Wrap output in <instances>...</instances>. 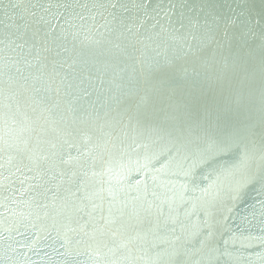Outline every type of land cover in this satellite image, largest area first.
<instances>
[{
  "label": "water",
  "instance_id": "95a60500",
  "mask_svg": "<svg viewBox=\"0 0 264 264\" xmlns=\"http://www.w3.org/2000/svg\"><path fill=\"white\" fill-rule=\"evenodd\" d=\"M56 73L75 109L57 131L28 133L0 94V264H129L80 229L148 203L170 218L155 251L180 237L198 264H264V0H0V90ZM189 110L254 140L250 168L182 134Z\"/></svg>",
  "mask_w": 264,
  "mask_h": 264
},
{
  "label": "snow or ice",
  "instance_id": "6c2138e0",
  "mask_svg": "<svg viewBox=\"0 0 264 264\" xmlns=\"http://www.w3.org/2000/svg\"><path fill=\"white\" fill-rule=\"evenodd\" d=\"M105 7V5H100ZM112 8L116 7V4H111ZM190 48L193 45L189 46ZM195 55V53H193ZM168 68H172V64L166 65ZM195 70V69H194ZM20 71V69H17ZM55 75L49 74L48 80H43L39 85L32 83L29 85H20L19 88H13L9 86L7 89L0 90V94L4 95L11 104L15 106V112L13 118L16 115H21L22 119L20 123L23 129L28 133H35L37 137H41L45 132L57 131L58 125L63 122L68 124V118L65 116V111L74 113L75 109L70 106L67 109H62V90L57 84ZM39 80V77L36 78ZM27 80V77H25ZM147 98H140V103H149ZM59 113L60 119L57 120L56 114ZM43 121V123H42ZM79 121L81 124L87 123L86 117L74 116L73 123ZM205 124L207 127H205ZM47 125V127H46ZM181 133H187L191 136L193 133H197L198 139H208L209 148L217 151H230L234 145L237 146V150L240 151V159L237 165L238 169H249L253 160V148H255V141L249 140L248 143H243L242 138L238 132H231L224 129L222 132L218 131L219 124L213 125L211 113L204 115L201 119L199 111H186L181 118L179 124ZM60 131L66 132L71 135V132H67V129H61ZM75 131L80 132L83 143L87 144L91 141V133L95 131L91 128H76ZM100 131H103V126H100ZM199 132H203V137L199 136ZM216 133V135H214ZM243 143V147H239ZM27 147V142L25 141ZM55 147V144H52ZM259 161L258 167L264 171V133L260 137ZM65 165H73V158L62 161ZM91 215V213H89ZM104 223L99 228H93L92 231H86L85 227H81L80 231L94 243V247L90 245L89 255H93L94 259L99 261L107 253H111L112 256H116L118 253L129 260L134 258V251L138 249H144L145 255L149 251H155L160 245L153 242L149 238H159L158 233L161 231L162 223L166 225L169 221V217H164V213L161 209H154L151 203L140 204L138 207L132 208L127 212L120 210V214L117 216L109 209V215L102 217ZM211 235V233H209ZM181 238L176 237L175 241L171 244L174 245L171 252L166 249L162 251H155V255L149 257L151 264H198L193 259L195 253L187 255L181 250V246H175L177 241ZM203 245V242H201ZM149 247H145V246ZM107 249V253L103 250ZM199 251V250H197ZM139 258V257H135ZM112 264H116L113 260Z\"/></svg>",
  "mask_w": 264,
  "mask_h": 264
}]
</instances>
